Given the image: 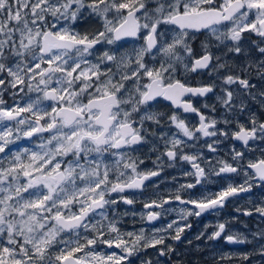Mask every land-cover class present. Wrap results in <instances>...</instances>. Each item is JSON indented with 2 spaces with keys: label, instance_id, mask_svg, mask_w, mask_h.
I'll list each match as a JSON object with an SVG mask.
<instances>
[{
  "label": "snow or ice",
  "instance_id": "snow-or-ice-1",
  "mask_svg": "<svg viewBox=\"0 0 264 264\" xmlns=\"http://www.w3.org/2000/svg\"><path fill=\"white\" fill-rule=\"evenodd\" d=\"M167 169L176 186L141 200ZM229 203L195 239L264 264V0H0V264L171 260L189 217Z\"/></svg>",
  "mask_w": 264,
  "mask_h": 264
},
{
  "label": "flooded vegetation",
  "instance_id": "flooded-vegetation-1",
  "mask_svg": "<svg viewBox=\"0 0 264 264\" xmlns=\"http://www.w3.org/2000/svg\"><path fill=\"white\" fill-rule=\"evenodd\" d=\"M247 35V34H246ZM205 37L204 35H199L196 39V42L194 43V47L199 49V42L203 40ZM252 39H255V37H251ZM196 79H200L199 77L193 79L192 83H196ZM205 81H207V77H203ZM198 106V105H197ZM164 110H170L167 108L165 104L162 103L161 105ZM189 119L194 120L195 117L192 116L191 114L188 115ZM243 120V118H242ZM47 133L45 134V136ZM39 141H35L34 143H38ZM20 143V142H19ZM33 144H29L28 141H23L21 142L22 145L24 146H30L34 147ZM226 147V146H224ZM237 147H239V144L237 142ZM223 154V153H222ZM256 155H259L257 152ZM154 158V157H153ZM151 162L148 161L146 162L145 165L142 167H151ZM185 167H187L185 165ZM179 173L177 169H167L164 171L160 177H154L150 181H146V190L144 191L143 195L140 197L141 200L147 199L149 197L155 198L154 197V192L159 191L163 194H166L168 190L173 189L176 184L171 181L172 176H178ZM161 180H164V183H160ZM239 180V178H237ZM179 182H184L183 179H181ZM153 183H158L159 188L158 189H153L152 184ZM226 181L220 178H217V182L214 184H211L208 186L209 191H217L221 186L225 185ZM194 192L198 193L200 189L193 190ZM255 196H259L260 193L258 190H254ZM243 195V194H242ZM244 201L243 199L238 201V204H243ZM174 207H178V205H173ZM125 206L121 205V210H123ZM142 204L137 203L135 205V208L137 211H140L142 209ZM233 207L234 205L232 203H229L225 206V208L220 212V215L214 216L209 213H205L201 217L197 218L195 216L189 217V221L192 224V227L190 230H186L184 233V237L182 239V242H174L171 240L166 241V243H171L176 247V253L171 256V260H169L167 257H159L155 249H148L146 253H142L139 258L134 259V264H141V261L144 259H150L152 261V264H177L179 261L180 264H213L212 261V253H214L217 250L227 252V253H240V252H245V251H250L253 245L245 244V245H228L223 242V240L218 241V242H208L205 240H200L197 241L195 239L196 235L204 230L205 224H208L209 222L215 223L217 220L223 221L224 219L234 215L233 212ZM176 214H170L165 217H162L160 220L152 222L151 225L148 223H142L139 220V217H136V222L133 224L132 218L131 217H126L123 224H122V230H128L132 231L134 229H139L141 227H144L145 229H149L151 227L155 228H160L164 225H166L169 221L176 219ZM239 220L244 221L248 224V229H245L239 221L231 225L232 229L235 231H240L247 233L249 229L254 230L257 223H258V218L255 217H244L240 216ZM261 227H264V225H261ZM209 233L213 231V228H208L207 230ZM250 238V237H249ZM192 240V244L189 245L187 243V240ZM200 245V249L197 250L196 246ZM102 251H109L106 246L105 248L102 249ZM118 251V250H117ZM229 264H242L241 260L238 258H235L229 262ZM248 264H251V262H248Z\"/></svg>",
  "mask_w": 264,
  "mask_h": 264
},
{
  "label": "rangeland",
  "instance_id": "rangeland-1",
  "mask_svg": "<svg viewBox=\"0 0 264 264\" xmlns=\"http://www.w3.org/2000/svg\"><path fill=\"white\" fill-rule=\"evenodd\" d=\"M21 142H23V141H21ZM21 142H20V144H21ZM22 145V144H21ZM22 146H24V145H22Z\"/></svg>",
  "mask_w": 264,
  "mask_h": 264
}]
</instances>
